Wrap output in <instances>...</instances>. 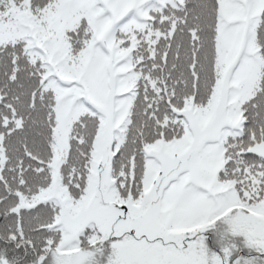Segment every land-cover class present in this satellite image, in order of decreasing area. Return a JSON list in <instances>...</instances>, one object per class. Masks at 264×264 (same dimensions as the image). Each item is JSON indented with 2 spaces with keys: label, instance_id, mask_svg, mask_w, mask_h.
I'll return each mask as SVG.
<instances>
[{
  "label": "snow or ice",
  "instance_id": "1",
  "mask_svg": "<svg viewBox=\"0 0 264 264\" xmlns=\"http://www.w3.org/2000/svg\"><path fill=\"white\" fill-rule=\"evenodd\" d=\"M0 264H264V0H0Z\"/></svg>",
  "mask_w": 264,
  "mask_h": 264
}]
</instances>
